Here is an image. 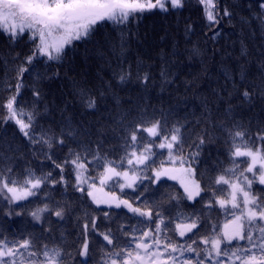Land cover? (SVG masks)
<instances>
[{
	"label": "trees",
	"instance_id": "trees-1",
	"mask_svg": "<svg viewBox=\"0 0 264 264\" xmlns=\"http://www.w3.org/2000/svg\"><path fill=\"white\" fill-rule=\"evenodd\" d=\"M261 2L216 0L219 23L209 26L203 5L198 0H185L182 8L169 5L166 12L146 11L127 25L104 24L90 38L66 47L61 59L40 56L31 65L24 64V58L35 48L29 34L13 41L0 31V105L15 94L19 83L18 106L34 114L36 138L43 135L51 143V147L33 143L14 121L3 119L7 110L0 107V172L7 175L11 169V177L21 183L30 174L43 177L51 173L36 195L25 200L9 203L0 195V239L19 241L34 237L39 246L60 249V264H110V259H117L120 264L119 257L106 254L126 246L134 249L132 241L155 229L160 222L156 213H160L164 220L161 228L171 229L159 234L162 242L166 236L180 245L196 240L194 247L205 248L200 238L221 233L223 221L233 213L230 206L226 210L217 203L219 199L227 200L229 192L227 185H217L216 179L224 175L232 180L248 174L247 158L232 156L231 133L245 131L249 146H264V140L257 139L264 132V96L260 95L264 86ZM225 8L231 15H223ZM22 65L28 71L18 75ZM122 69L131 72L125 82L119 79ZM138 73H149L150 81L145 85L137 79ZM245 89L255 93L251 102L242 100ZM81 90L96 98L95 108L86 106L87 97L81 96ZM36 91L40 92L39 97L34 95ZM156 120L162 124L161 136L168 135L173 127L180 128L184 140L182 155L189 157L194 177L205 189L195 201L188 200L170 179L153 181V170L168 161V151L154 146V139L157 142L160 136L152 139L146 131H138L135 150L142 151L152 143L154 155L147 168L133 169L127 164L126 153L133 148L126 138L136 125L146 127ZM201 136L205 143L197 147ZM60 140L64 143L60 144ZM236 143L241 142L237 139ZM72 153H79L87 165L83 174L86 177L100 176L106 161L118 164L122 157V167L112 166L150 177L141 178L132 189H121L118 178L105 187L134 207L151 210L152 217L132 213L123 206L96 204L87 195V187L83 186V193L77 190L74 166L65 163L74 158ZM191 153L199 155L193 159ZM56 165H63V170ZM61 177L66 184L52 182L61 181ZM250 194L264 203V185L253 180ZM45 205L49 210L40 214L39 221L34 220L31 213ZM60 208L65 209L63 218L55 215ZM193 218H198L197 229L179 236L175 225ZM92 220L96 221V230L91 228ZM85 224H89L87 231ZM109 229L114 246L100 235ZM85 240L89 243L87 257L79 254ZM246 244L247 241L234 240L229 247ZM175 255L178 261L182 259L179 253ZM184 258L195 260V253L185 252ZM24 264L31 262L25 260Z\"/></svg>",
	"mask_w": 264,
	"mask_h": 264
},
{
	"label": "snow or ice",
	"instance_id": "snow-or-ice-1",
	"mask_svg": "<svg viewBox=\"0 0 264 264\" xmlns=\"http://www.w3.org/2000/svg\"><path fill=\"white\" fill-rule=\"evenodd\" d=\"M203 5L204 13L209 26L219 23V13L217 11L216 0H198ZM185 0H0V31L5 32L13 41L22 38L27 32L28 39L35 44L34 50L30 55L24 58V64L31 65L35 59L40 56L47 57L48 60H59L65 52L66 46L72 45L74 41H80L90 38L98 27L104 24L111 23L113 25H127L131 20L142 15L146 11L159 9L166 12L169 10V5L173 9H179L184 6ZM259 7L264 13V0L259 4ZM224 16H229L231 13L227 8L223 10ZM264 18V17H262ZM191 26H189L190 28ZM195 52V50H194ZM28 71V68L22 65L19 68L18 75H22ZM165 76V72H161ZM131 72L121 70L119 79L125 82L130 79ZM241 80L245 78L244 69L240 72ZM137 79L142 80L145 85L150 81L149 73H144L142 76L138 73ZM21 85L17 83L15 94L10 96L6 103L0 105L7 110V115L3 117L5 121L12 120L18 126L24 136L29 137L33 143H44L51 147L49 140L43 135L36 138L33 132L34 114L26 111L23 107L18 106L17 97L20 93ZM36 97L40 96V92L34 93ZM242 100L251 102L255 93L245 89L242 92ZM260 95L264 96V86H262ZM81 96L87 97L85 103L88 108H95L97 100L94 96L89 95L86 91L81 90ZM26 117V120L25 118ZM138 131H146L152 137L161 136L163 128L160 120H156L151 127L143 128L142 125H136L134 130L126 139L130 140V146L133 150L126 153L127 164L132 166L148 167V162L154 153L152 152V144L143 148L137 153L135 150L138 145ZM233 148V157H248L251 163L248 165L246 172H255L259 165V183L264 185V146L255 147L249 146V142L245 140L247 133L237 130L231 133ZM237 139L240 144H237ZM257 139L264 140V132L257 135ZM60 144L64 141L60 140ZM205 143V139L199 137L197 147ZM184 140L181 135L180 128L173 127L168 135H163L162 142L157 145L161 149L168 150V161L170 163H179L180 168H161L155 171V180H160L161 177H170L171 179L180 180L187 195L188 200H195L201 196L205 189L201 188L200 183L194 178V170L191 168V160L189 157L182 155ZM255 147V150H253ZM243 149V150H242ZM174 153H181L174 155ZM73 159L65 161L74 166L76 173L75 188L80 192H84V184L88 182V177L83 175L87 172V165L83 162L79 153H72ZM194 159L199 153H191ZM99 159V157H94ZM124 157L117 164L116 161L108 160L104 163V172L100 177V184L104 185L113 177L123 176L125 183L120 184V188H133L141 177L133 171L129 175L128 171H117L118 167L123 166ZM188 164V167H184ZM63 170V165H56ZM11 169L7 170V175L0 172V195L4 196L9 203L25 200L27 197L36 195V190L40 189L41 185L51 177L48 173L43 177H35L30 174L21 183L17 179L11 177ZM229 172H235V169H228ZM243 175V173L241 174ZM144 179H151L145 176ZM59 183L66 181L61 177V181H52ZM215 183L230 184L232 189L231 198L229 200L219 199L217 202L221 208L227 210L230 205L232 210H238L239 215L233 214V219L223 226V231L216 236L201 237L203 244L206 246L203 249L194 247L197 244L196 240H192L190 244L180 245L173 243L170 237H165L163 242L160 238L162 231L167 232L169 229L161 225L164 220L160 213H156L160 217V222L156 223L155 229L151 232L145 231L140 237L135 238L132 243L135 247H124L117 251L107 253L111 257H119L120 264H207V261H212V264H264V203H261L260 198L250 194V189L253 183L252 179H248L244 175L243 182H230L224 175L219 176ZM95 188V184H89L87 195L92 197L96 204H115L117 208L124 205L130 212L137 213L140 216L152 217L151 210L143 211L141 208L134 207L128 200H118L115 195L107 198L98 197L91 189ZM245 188L249 189L248 191ZM97 191H100L97 189ZM10 194V195H9ZM143 195V193H141ZM139 199V197H137ZM48 205L41 209H37L31 213L34 220L41 219V213L48 211ZM64 208L55 211V215L59 218L64 216ZM13 213H9L11 215ZM20 215V213H15ZM107 218L108 213H104ZM154 222V221H153ZM198 218H193L191 223H177L175 231H178L181 237L187 233H192L198 227ZM257 225H260L259 227ZM96 221L92 220L91 228L96 230ZM89 228V224L84 225L85 231ZM100 235L108 245L114 246V238L111 230L102 232ZM127 235V233H125ZM31 236V234H30ZM247 241L245 246L229 247L232 241ZM224 245V247H222ZM33 249H36L35 251ZM195 253V260L192 258H184V253ZM25 253L27 255H25ZM176 253L180 254L179 261ZM81 256H89V243L87 240L82 245V250L79 253ZM61 251L59 248H49L47 245L39 246L34 242L33 238H25L19 241L0 239V264H24L25 260L31 264H60ZM42 257V259H39ZM226 258V259H225ZM105 264H108L106 261ZM110 264H118L117 259H110Z\"/></svg>",
	"mask_w": 264,
	"mask_h": 264
},
{
	"label": "rangeland",
	"instance_id": "rangeland-1",
	"mask_svg": "<svg viewBox=\"0 0 264 264\" xmlns=\"http://www.w3.org/2000/svg\"><path fill=\"white\" fill-rule=\"evenodd\" d=\"M152 125V124H151ZM151 125H149V126H147V127H144V128H148V127H151ZM147 133V132H146ZM148 134V133H147ZM149 135V134H148ZM149 137H151L152 139H154V138H156V137H152V136H150L149 135ZM162 140H163V136H160V139L159 140H157V142H156V140L154 139V142H155V144H154V146H155V148H159V147H157V145H159L161 142H162ZM149 144H152V143H149ZM152 146H153V144H152ZM166 149V148H165ZM167 150V149H166ZM243 150V149H242ZM253 150H255V148H253ZM168 151V150H167ZM153 152V151H152ZM138 154H139V152H137ZM154 153V152H153ZM153 156V155H152ZM247 159H248V164H247V167H246V169L248 168V165L251 163V159L250 158H248V157H246ZM142 166V165H141ZM181 167V165L179 164V163H175V164H173V163H170L169 161L167 162V163H164V164H160L159 165V167H157L156 169H154L153 170V172H152V179H153V181L154 182H157L158 180H155V178H154V173H155V171H158V170H160L161 168H180ZM184 167H188V166H184ZM117 171H120V172H124V171H128L129 172V175L131 176L132 175V171H130V170H128V169H117ZM254 172H255V179H253V173H248V174H244V175H246L247 177H248V179H252V180H255L256 182H258L259 183V175H260V173H259V165H257V167H256V169H254ZM136 173V175H138V176H140L139 174H138V172H135ZM103 174V173H102ZM101 174V175H102ZM101 175L100 176H97V177H95V178H91V177H88V182L86 183V184H84L83 186H85V187H87V191L89 190V184H95V188L94 189H91L92 191H94L95 192V194L97 195V193L98 192H102V193H104V194H102V198H107V196L108 197H110V196H112V195H115V192L114 191H109L106 187H105V185L109 182H107L106 184H104V185H101L100 184V177H101ZM244 175H242V176H240V177H238V178H235V179H233V180H229L230 182H235V183H241L242 184V182H243V178H244ZM144 176H141V178H143ZM113 178H118L119 180H120V184H123V183H125V179H124V177L123 176H121V177H113ZM195 178V177H194ZM161 179H170V180H172V181H174L175 183H177L180 187L179 188H181L182 189V191L184 192V188H183V186L181 185V183H180V180H178V179H176V180H174V179H171L170 177H167V176H165V177H161L160 178V180ZM228 185V188H229V195L231 194V191H232V189H231V187H230V184H227ZM120 186V185H119ZM127 188V187H126ZM97 189H99L100 191H97ZM245 190L246 191H248L249 189H247V188H245ZM184 194L186 195V193L184 192ZM10 195V194H9ZM100 197V196H99ZM100 197V198H101ZM115 197L118 199V200H123V199H119L116 195H115ZM186 197H187V195H186ZM28 198V197H27ZM230 198H231V196H230ZM229 198V199H230ZM228 199V200H229ZM15 202H18V201H15ZM102 205H106V206H115V204H111V205H109V204H102ZM121 206H123V207H125L124 205H121ZM126 208V207H125ZM240 213H239V211L235 214V215H239ZM233 218H231L230 220H232ZM230 220H228L227 222H225V224L226 223H228ZM187 223H189V222H187ZM178 232V231H177ZM178 235H179V233H178ZM180 236V235H179Z\"/></svg>",
	"mask_w": 264,
	"mask_h": 264
}]
</instances>
